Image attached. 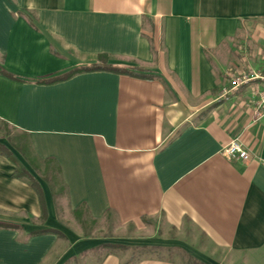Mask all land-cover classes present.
Instances as JSON below:
<instances>
[{"label": "crops", "instance_id": "1", "mask_svg": "<svg viewBox=\"0 0 264 264\" xmlns=\"http://www.w3.org/2000/svg\"><path fill=\"white\" fill-rule=\"evenodd\" d=\"M100 55L114 72L54 81ZM263 67L264 0H0V124L28 141L26 158L0 138L15 154H0V264H264L255 85L219 99L230 74ZM233 142L249 161L223 156ZM59 187L77 225L155 233L82 235Z\"/></svg>", "mask_w": 264, "mask_h": 264}, {"label": "trees", "instance_id": "2", "mask_svg": "<svg viewBox=\"0 0 264 264\" xmlns=\"http://www.w3.org/2000/svg\"><path fill=\"white\" fill-rule=\"evenodd\" d=\"M110 57L108 55H100L98 56L96 62L90 66H84V67H79L76 68L74 70H72L71 72L67 73L66 75L62 76V77H58L57 79H55L54 81L60 82V81H65L68 80L78 74L81 73H88V72H96V71H107V72H114L115 71V67H112V65L109 63ZM121 72H126V70H121ZM0 73L2 74H8L6 71L2 70L0 71ZM8 130L9 126L5 123V124H0V133L3 131V129ZM7 137H3L7 140V142L9 143V145L14 148L16 151H18L21 155L25 156L27 158V143L28 141L24 138V137H20L17 135V137H10V135H6ZM20 141L21 144L18 142ZM0 154L9 157V158H15V154L13 153V151L5 144L0 142ZM19 164V163H18ZM51 169L52 171V167H48V171ZM47 171V174H48ZM50 171V172H51ZM55 173V172H53ZM16 177L20 178V179H24L27 180L28 183L31 184V186L38 192V194L40 195V199H41V203H42V208H43V216H42V221H45L47 219V210H46V204H45V200H44V195H43V190L42 187L39 183V181L25 168H23L20 164H19V168L16 172ZM53 178H55V176H51L48 174V176H44V179L46 180V182L48 184H52L53 183ZM40 233V232H39ZM36 233V234H39ZM104 248L106 249H113V250H126L128 249L127 247H125L124 245H119V244H105ZM143 249L142 252H144V254H154L151 252H155L158 255H162L165 254L168 257L174 258L175 253L174 250H166V249H151V248H141ZM140 248H136V251H141ZM157 255V256H158ZM181 257L188 259V264H201L197 261H195L194 259H192L190 256L188 255H181Z\"/></svg>", "mask_w": 264, "mask_h": 264}, {"label": "built area", "instance_id": "3", "mask_svg": "<svg viewBox=\"0 0 264 264\" xmlns=\"http://www.w3.org/2000/svg\"><path fill=\"white\" fill-rule=\"evenodd\" d=\"M230 85L224 89L220 95V100H226L236 96L244 87L255 85L253 90V122L264 120V67L262 69H249L241 73L230 74ZM223 156L227 159H237L249 161L251 154L239 142H233L223 151Z\"/></svg>", "mask_w": 264, "mask_h": 264}, {"label": "rangeland", "instance_id": "4", "mask_svg": "<svg viewBox=\"0 0 264 264\" xmlns=\"http://www.w3.org/2000/svg\"><path fill=\"white\" fill-rule=\"evenodd\" d=\"M7 134L10 135V137H12V138L17 137V134L14 131H12L11 129L6 130L4 128L3 131L0 133V138L7 137L6 136ZM37 168H39V172H40L41 176H45V172H44V171H46L45 168L41 167V166L37 167ZM59 191L61 192L60 195H62L61 196V204L62 205H59L61 208L58 209L59 210V216H61V218L64 219L66 224H68L69 226H71L73 228H76V230H79L82 235H86V236L94 235V236L104 238L106 241H109V242L115 241L116 243L120 242V244H121V242L128 243L125 241L126 238H137V237L141 238L140 236H145L146 234L151 235V234L155 233L153 227L149 228L148 230L141 231L139 233L138 231L133 229V227H127L125 229H118V228L114 227L115 226L114 224L112 225V224H108L106 222L104 224L89 223L85 226L84 221H81L82 218L80 219L79 215H77L78 216L77 220L79 222V219H80V223L82 224L83 227L80 225H77V223L74 222L75 221L73 218L74 216L72 217V215L66 209V205L64 203V193L60 189V187H59ZM71 218L73 220L72 222L70 221ZM120 251L123 252V255L125 258L130 259V257H133L134 260H136V259L139 260V258H142V257H150L151 255L155 256V254H146V253L144 254V252L141 255L140 252H142L143 249H141V251L139 250V251H136L133 253L132 252L128 253L127 251H124V250H120ZM151 253H154V252H151ZM156 255H158V254H156ZM163 255L164 254H162L161 256H163Z\"/></svg>", "mask_w": 264, "mask_h": 264}]
</instances>
